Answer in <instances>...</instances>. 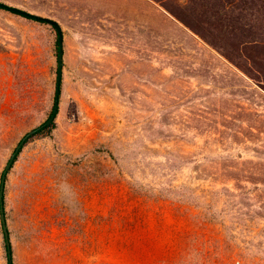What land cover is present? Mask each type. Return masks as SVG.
I'll list each match as a JSON object with an SVG mask.
<instances>
[{"label":"rangeland","instance_id":"374dc122","mask_svg":"<svg viewBox=\"0 0 264 264\" xmlns=\"http://www.w3.org/2000/svg\"><path fill=\"white\" fill-rule=\"evenodd\" d=\"M0 2L63 35L54 122L5 179L12 264H168L179 249L246 247L264 226L262 86L152 0ZM56 73L54 29L0 9V177L50 116ZM191 192L236 230L207 224Z\"/></svg>","mask_w":264,"mask_h":264},{"label":"trees","instance_id":"16d2710c","mask_svg":"<svg viewBox=\"0 0 264 264\" xmlns=\"http://www.w3.org/2000/svg\"><path fill=\"white\" fill-rule=\"evenodd\" d=\"M152 1L264 90V0ZM254 187L257 189L256 183ZM187 199L196 209L202 208L211 214L209 219L206 213H202L207 224H219L228 230H236L239 224L236 220L225 225L223 216L229 213L224 207L217 208L204 203L206 200L201 201L193 192ZM229 232L226 233L228 237L234 238ZM255 236L245 242L246 247L237 245L230 253L223 250L208 252L179 249L168 264H264V226ZM220 240L221 243L227 241L225 237Z\"/></svg>","mask_w":264,"mask_h":264},{"label":"water","instance_id":"95a60500","mask_svg":"<svg viewBox=\"0 0 264 264\" xmlns=\"http://www.w3.org/2000/svg\"><path fill=\"white\" fill-rule=\"evenodd\" d=\"M0 9L5 10L9 13L18 15L20 17L32 20L34 22L43 23L46 25L51 26L56 35H57V73H56V81H55V92H54V103H53V109L46 121H44L42 124H40L38 127L31 129L28 131L19 141V143L14 148L13 152L11 153L0 177V223L3 233V239L5 244V250L7 255V262L8 264H12V255H11V246L9 242L8 237V231L6 227L5 217H4V208H3V191H4V184L5 179L8 171L12 167L18 153L21 151L23 145L26 143L28 139L33 137L38 132L42 131L43 129L49 127L56 117V114L58 112V105H59V94H60V82L62 77V67H63V35L62 30L59 25V23L51 18L43 17L34 13H30L28 11H25L23 9L9 6L5 3L0 2Z\"/></svg>","mask_w":264,"mask_h":264}]
</instances>
